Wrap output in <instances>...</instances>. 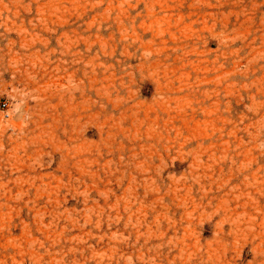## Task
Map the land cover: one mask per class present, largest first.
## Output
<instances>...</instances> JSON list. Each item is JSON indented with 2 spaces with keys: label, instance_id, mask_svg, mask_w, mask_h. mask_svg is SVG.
Listing matches in <instances>:
<instances>
[{
  "label": "rangeland",
  "instance_id": "374dc122",
  "mask_svg": "<svg viewBox=\"0 0 264 264\" xmlns=\"http://www.w3.org/2000/svg\"><path fill=\"white\" fill-rule=\"evenodd\" d=\"M0 264H264V0H0Z\"/></svg>",
  "mask_w": 264,
  "mask_h": 264
},
{
  "label": "built area",
  "instance_id": "2783aa9c",
  "mask_svg": "<svg viewBox=\"0 0 264 264\" xmlns=\"http://www.w3.org/2000/svg\"><path fill=\"white\" fill-rule=\"evenodd\" d=\"M7 105L6 104H3L2 105V108L6 109Z\"/></svg>",
  "mask_w": 264,
  "mask_h": 264
}]
</instances>
